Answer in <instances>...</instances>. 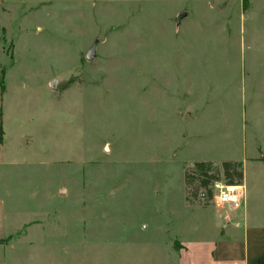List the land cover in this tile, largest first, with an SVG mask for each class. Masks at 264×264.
Instances as JSON below:
<instances>
[{
    "label": "rangeland",
    "instance_id": "1",
    "mask_svg": "<svg viewBox=\"0 0 264 264\" xmlns=\"http://www.w3.org/2000/svg\"><path fill=\"white\" fill-rule=\"evenodd\" d=\"M0 86V264H178L197 160L264 198V0H0Z\"/></svg>",
    "mask_w": 264,
    "mask_h": 264
},
{
    "label": "crops",
    "instance_id": "2",
    "mask_svg": "<svg viewBox=\"0 0 264 264\" xmlns=\"http://www.w3.org/2000/svg\"><path fill=\"white\" fill-rule=\"evenodd\" d=\"M0 162H4L2 140ZM244 178L243 173L238 207L215 204L206 216L198 214L203 220L179 241L178 264H264V198L259 182L252 189L261 196L250 192ZM9 230L6 201L0 194V242Z\"/></svg>",
    "mask_w": 264,
    "mask_h": 264
},
{
    "label": "trees",
    "instance_id": "3",
    "mask_svg": "<svg viewBox=\"0 0 264 264\" xmlns=\"http://www.w3.org/2000/svg\"><path fill=\"white\" fill-rule=\"evenodd\" d=\"M0 135V141L1 139ZM230 184H241L243 180L242 162L237 160H223L216 163L210 160H197L184 169V184L186 200L193 204L202 193L206 197L212 196V184L221 178Z\"/></svg>",
    "mask_w": 264,
    "mask_h": 264
},
{
    "label": "built area",
    "instance_id": "4",
    "mask_svg": "<svg viewBox=\"0 0 264 264\" xmlns=\"http://www.w3.org/2000/svg\"><path fill=\"white\" fill-rule=\"evenodd\" d=\"M240 185L230 184L221 179L212 184V196L214 204L232 205L238 207L240 204Z\"/></svg>",
    "mask_w": 264,
    "mask_h": 264
},
{
    "label": "water",
    "instance_id": "5",
    "mask_svg": "<svg viewBox=\"0 0 264 264\" xmlns=\"http://www.w3.org/2000/svg\"><path fill=\"white\" fill-rule=\"evenodd\" d=\"M185 16H187V12L183 11V12H180L178 14V16L176 17V23L179 24L180 21L182 20V18H184ZM93 49H94V46H92V48H90V50L88 51L86 57L87 58H92L94 56V52H93ZM65 83V81H60V80H52L50 83H49V86L52 88V89H56L57 87H60L62 86L63 84Z\"/></svg>",
    "mask_w": 264,
    "mask_h": 264
}]
</instances>
